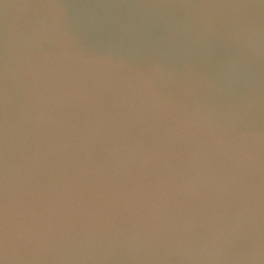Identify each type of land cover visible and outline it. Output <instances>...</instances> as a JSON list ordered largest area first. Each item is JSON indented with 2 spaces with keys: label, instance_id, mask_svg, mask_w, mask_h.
Wrapping results in <instances>:
<instances>
[{
  "label": "clouds",
  "instance_id": "9594fccd",
  "mask_svg": "<svg viewBox=\"0 0 264 264\" xmlns=\"http://www.w3.org/2000/svg\"><path fill=\"white\" fill-rule=\"evenodd\" d=\"M0 264H264V0H0Z\"/></svg>",
  "mask_w": 264,
  "mask_h": 264
}]
</instances>
